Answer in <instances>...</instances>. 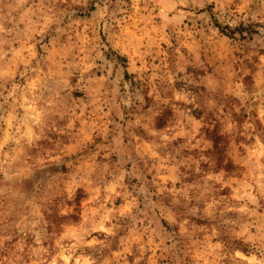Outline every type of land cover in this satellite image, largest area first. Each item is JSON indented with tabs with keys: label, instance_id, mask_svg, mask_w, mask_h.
Listing matches in <instances>:
<instances>
[{
	"label": "rangeland",
	"instance_id": "obj_1",
	"mask_svg": "<svg viewBox=\"0 0 264 264\" xmlns=\"http://www.w3.org/2000/svg\"><path fill=\"white\" fill-rule=\"evenodd\" d=\"M0 264H264V0H0Z\"/></svg>",
	"mask_w": 264,
	"mask_h": 264
}]
</instances>
